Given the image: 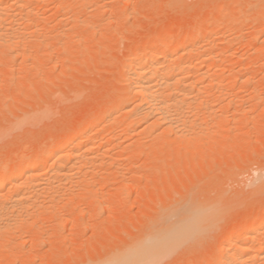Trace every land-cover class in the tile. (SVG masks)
I'll return each mask as SVG.
<instances>
[{"label":"rangeland","instance_id":"rangeland-1","mask_svg":"<svg viewBox=\"0 0 264 264\" xmlns=\"http://www.w3.org/2000/svg\"><path fill=\"white\" fill-rule=\"evenodd\" d=\"M30 1L32 5L28 6L36 16H32L35 27L22 21L20 28L22 31V25H25L24 31L30 28L25 31L31 32V35L26 33L29 42L34 37L38 40L31 42L34 46L29 43L28 47H32L23 53L22 50L0 51V167L17 160L23 162L24 158L26 162L31 157L36 158L49 150L47 144L55 143V146L63 137L76 133L89 118H96L94 114L114 104L123 83L125 62L133 48L151 42L163 31H174L173 40L177 44L185 39L187 31L198 27H202L200 36L212 34L218 27L223 30L225 35L211 40L210 37L211 42L206 43L205 49L219 61L210 62L209 68L214 69L212 76L224 79H214L215 83L205 86L210 90L209 98L215 97V103L212 98L210 103L213 102L211 106H215L211 108L216 110L210 108L215 112L210 114L214 119L207 118L213 125L205 122L215 128L205 127L206 118L202 122L204 129L208 133L211 131L213 136L208 134L209 139L205 138L204 143L193 145L198 148L204 145L202 148L207 153L203 158L199 157L193 143L190 144L193 151L186 154L184 148L189 144L184 146L182 142L184 147L177 146L179 141L168 139L172 134L164 135L168 137L166 143L164 136H158L163 133L159 129L152 130L153 133L143 129V132V122L141 127L137 124L132 127L121 117L110 125L111 128L109 126L108 133H99L100 146L89 152L90 155L100 152L97 154L101 155L93 154L99 158L102 151L108 149L111 158L104 155L105 159L101 157L104 161L99 158L102 162L97 159L94 166L89 164L82 168L86 167V172L91 170V173L88 170L91 177L87 176L88 180L83 179V182L93 183L88 186L97 189L96 195L75 190L77 193L69 197L77 200L80 196L77 206L63 207L62 212L58 208L54 218L44 212L43 221L38 220L39 216L37 222L34 221L39 222L37 227L34 224L32 227L31 221V226L26 224L32 233L25 231L24 224L20 227L25 228L26 235L22 230L17 232L19 228H15V233L13 228L12 236L13 233L21 235L0 237V264L103 263L125 248L132 250L165 214L179 209L182 215L188 199L190 202V198L194 199L192 203L199 207L208 208L214 205L208 204L217 200L221 205L223 198L222 203L226 200L225 205L229 207L219 213L220 217L215 220L208 215L194 218L191 226L181 223L174 243L166 245L168 248H159L152 256L153 264H204L218 250L228 231L237 229L239 223L250 217L264 218V189H258L261 183L258 180L264 176V13L260 12L263 2L27 0L26 3ZM14 8L13 13L18 10ZM196 55L193 56L195 64L199 58L204 61L203 56ZM200 61L197 64H201ZM218 85L222 90L217 89ZM216 89L221 92L217 93ZM43 111L47 112V117L41 116L39 120ZM201 111L202 114L205 110ZM22 121L27 123L19 124ZM217 121L224 127L219 128ZM122 125H129L131 131ZM50 217L53 221L57 217V222ZM261 235L263 238L264 232Z\"/></svg>","mask_w":264,"mask_h":264},{"label":"bare ground","instance_id":"bare-ground-1","mask_svg":"<svg viewBox=\"0 0 264 264\" xmlns=\"http://www.w3.org/2000/svg\"><path fill=\"white\" fill-rule=\"evenodd\" d=\"M38 1H41V0H38ZM26 2L27 0H0V51L7 50L11 52L12 50L14 51L22 50V53H23L25 50H27V48L32 47L31 45L33 44L31 42H34V40L38 38V37L36 38L34 37V40L29 42L30 39H27L26 36L28 33H29L28 35H31L30 34L31 32L27 33L25 31L30 28L29 27H27V29L25 28V31L23 28L25 25H22L23 31L20 28L21 27L20 24L22 23V21H25L28 26L35 27V25L32 26L33 24H35V23L32 24V20H34L32 16L35 13L33 12V9L30 7V5H32L30 4L31 1L29 3H26ZM87 2L90 3L89 0ZM260 3H262L260 12L264 13V0L263 1L260 0ZM28 4L30 5L28 6ZM85 5L87 6V4ZM15 6L16 8L18 7V10H19V11L16 10V12L18 11L17 13L11 12V10ZM77 15L79 16V14ZM33 17H36V16L34 15ZM74 17L73 19L76 22H78L76 19L77 17L75 18ZM71 20L72 19H70L69 22ZM75 21L73 22L74 25L76 23ZM90 22L91 21H89L88 23L90 24ZM262 25L264 26V22ZM75 27L77 26L75 25ZM64 28L66 29V27ZM73 29L75 30L74 27ZM32 31L34 32V30ZM173 32L174 31H168V32L163 31L158 36H156L151 42H148V43L146 42L141 47L133 48L128 59L125 62L126 63L125 68L123 67L125 69L124 73L122 74V79H121V82L123 83H122L121 89L119 90V94L116 97V100H114L115 103L112 104L109 108H105L102 111L99 110L100 112H98L97 114H94L96 118L95 117L91 118V119H95L94 121H92L88 117L89 121L79 126L76 133H74L73 135H67L63 137L61 140L57 141L55 146H53V144L55 143H51L52 142L51 141L50 142L51 144H47V146H49V150L40 153L39 155H37L36 158L35 156L34 158L29 157L30 159L27 160L26 162L25 158L23 157L24 158V160L22 159L23 162H18L19 160H17L16 162L14 161L13 163H10L5 166L1 165L2 167H0V237H5L6 234L11 235L13 228L14 229L19 228L17 229V232L18 230L24 231L23 229L25 228L28 229L29 226L26 227V224L27 223L29 224L30 221H31L30 223L32 224V227L34 225L36 226V224H38L39 222L35 223L34 221H36L38 216L42 218L40 219L38 217L39 218L38 220L43 221V219L46 218L45 213L47 214L49 213L53 217L54 216L53 214L58 208L61 210V208L63 207L65 208L66 206H72V207L77 206V204L80 203V199H79L80 196L77 198V200H75L76 198L72 199L69 197L70 195L74 196L73 193L75 192V190H77L78 193L82 192V194H85L88 192V194L92 193L93 195L92 194L91 195L95 196L96 193L94 195V192H96L97 189L90 188L91 184H93L90 182L91 180L89 181V183H91L90 185L87 183L84 184L83 182L84 181L83 179L88 180L87 178V176L89 175L88 170L89 172L91 171L90 169L87 168L88 170L86 172L85 169L87 165L89 164L91 166H94L97 162V159L98 161L102 162V160L100 159H103V158L105 159L106 157H103V156L109 155V154L107 152L108 149L105 151H102L103 154L102 156L99 157L100 158L99 159L98 156L96 155H101V154H97L100 152H97V153L93 152L92 155H90L91 153L89 152H91L92 149H94L97 145H99V142L101 141V140L99 141V133L101 134L108 133L107 131H109L110 128L112 127L110 125L115 122L117 123L118 119L120 120L121 117L125 123H128L132 127L135 126L136 124L138 125V127H141L140 123L145 122L144 123L145 126H143L144 124L142 123V127H143V128L141 127L142 131L144 129L148 131L150 130L152 132V130L159 129L161 132H163V133H160L162 134V136L160 134L158 135L160 137H163L164 135H168V134L170 136L172 134L174 135L173 137L175 138H173L171 135L169 138L164 136L165 138L163 137V139H165V141L167 138L169 140H171L170 138H172L173 141L174 139H176L174 142L177 143L179 141L180 143L177 146L180 145L182 147L189 144L188 147L184 148L186 149L185 150L186 154H188L187 151L189 150L193 151V147H194L196 151L197 150L199 151L198 153L200 155L199 157L200 158L204 157V154L206 152L205 151L206 149L205 150L203 149L204 145L201 144L200 146L201 148H198L197 146L200 145L199 143H202V142L204 143L203 140H207L209 139V136L211 137L213 135L212 133H210L211 131L208 133L202 125L205 122H208L207 118L209 116L211 118L213 117L211 115H213L212 113L214 111L211 112V109L216 110L214 108H211L215 106V105L211 106V104H213L215 100L214 99L215 97L209 98L210 90H208L209 89L208 87H206L208 89H205V86L209 85L210 83L212 84L215 83L214 79L215 80L218 79L219 81L221 79H224V78H221L222 76L219 78H217V76L215 77V75L212 76L214 73L211 74V71H213L214 69L211 70V68H209L211 66L209 65H212V63L210 64V62L215 61L216 57L210 56L212 55L211 52L209 53L210 55L208 54L209 51L207 52V50L205 49L206 48L205 45L213 37L219 38V36H223L224 31L220 30L218 27L217 31L213 32L212 34L210 33V34H204V36H200L202 33V27H198L193 30H190L189 32L187 31L185 39H183L181 42L179 41L178 43L175 40L177 44H175L173 40L174 38ZM29 43L31 45L28 47ZM185 53H187L189 56L192 54L193 55L191 58H188L189 56L187 57L185 55L187 57L185 58V56L183 55ZM196 53H197L196 55L197 57L198 55H200L199 57H202V56L204 57V59L202 58L204 61L201 59L203 62L200 61V58L199 59L197 58L198 61L201 62V64L203 63V66L205 65L204 67H202L200 63L197 64L198 63L197 60H196L197 63L195 64L194 62L195 57L193 58V56ZM216 61L219 62L217 59ZM193 70H196V72H194ZM233 79L235 78L233 77ZM218 86L219 87L217 89L222 88V86L221 87L220 85ZM205 92H207V94ZM219 92L221 91H218L217 93ZM203 94H205V96L207 97H205ZM211 96H214V95H211ZM201 98H205V99H201ZM211 98L213 102L210 103ZM225 106H226V109H228L227 105ZM203 109L205 110L203 111L205 115H203V113L202 114L200 113L202 112L201 110ZM43 112L44 113H41L40 116L38 115L39 120H41L44 116L47 117V115L45 114L46 111H43ZM200 117L203 120L201 119L200 121ZM239 117H241V115ZM31 118H35V117H31ZM204 118H206V120ZM27 120H31V119L28 118ZM33 120L34 119H32V121ZM209 120L211 121L212 119H209ZM203 121L204 123H202ZM23 123H27V122L22 121V123L20 122L19 124H23ZM19 124L18 126L20 127ZM129 125L128 127L127 125L126 126L122 125V126L130 128V131H131L132 127H129ZM214 125L216 126V122L214 123ZM208 126L210 125L208 124ZM208 126L205 123V127H207V129H208ZM202 127L204 131H206L205 133H203L204 131ZM218 127L221 128L224 126L223 125L221 126V124H219L218 122ZM137 128H134V129H137ZM211 128H215V127H211ZM208 134L210 135L207 137L206 135ZM181 144H183L184 146ZM190 144L192 146L197 145L196 146L197 148L195 146L193 147L190 146ZM192 151H189V153ZM95 153L96 155L94 156L93 154ZM108 158H111V156L109 155ZM27 159H28V156H27ZM84 165H86V167L83 170L82 168ZM260 178L261 177H259V179ZM262 178L258 180V182L261 181V183L259 182L260 188L258 187V189H264V179L262 180ZM95 182L96 181H94V183ZM190 199L193 202L194 199L192 198ZM222 200L223 198L221 199V205L224 204V206H221L219 203L220 200L219 201L217 200L216 202L214 201V203L208 204V205H212V204L214 205L210 207L208 206V208H205V206L199 207V205H197L196 203L190 202L188 199L189 203L185 202L186 206H184L185 207L184 209L187 208V211L183 209L184 211L182 210V213H183L182 215L178 212L179 209L177 211L169 212L165 214L164 216L161 215L162 219L158 220L155 226L153 225L154 227L150 230L148 234L146 233V236L144 234L145 237L143 236L141 240L138 241L139 244L137 242L136 243L137 245H134L133 246L134 248H132V250H127V248H125V250L123 249L121 253L117 254L118 256L112 257L113 255H111V257L109 256V259L108 257L106 258L108 259L107 261H105L106 260L105 259L103 260L105 262L103 263L99 262V264L101 263L102 264H153L155 260H153L154 257L152 256H154L155 252L161 247L165 248L164 246L166 245L168 246V244L174 243L175 238L178 236V230L180 229L179 227L181 226L180 225L181 223H185L191 226L193 224V221H195L194 218H200V217L208 215L215 220V218L220 217L221 215L219 213L221 211H224V209L227 210V207H229L225 205L227 201L224 200L225 203L224 202L222 203ZM78 201L79 203H77ZM188 204L190 207L188 206ZM206 207H207V204H206ZM203 208H205V210H201ZM62 211L63 210H61L60 212ZM253 213L254 211L252 212V214ZM41 214L43 215V217L40 216ZM58 214H62V213H59L58 211ZM52 217H50V219H52L51 221H53V218H54ZM247 217H245L244 219H247ZM34 218L35 220H33ZM256 218L257 219H251L250 217L249 220H245L244 222L239 223V226H237L238 227L237 229L233 228L234 230L228 231V233H226L223 236V239H222L223 241L221 242V244H219L220 246L218 250H216V252L212 255V258L210 260L209 259L208 261L205 260L204 264H264V240H263L264 235H263V238H261L262 235L260 236V233L263 234L264 232V218L263 217L258 218L257 216ZM32 220L34 223L32 222ZM56 220H57V217H56ZM24 224H25L24 226L25 228L20 227V226H23ZM27 229H25V231L32 233L29 230L30 228L28 230ZM13 231L15 232L16 229ZM15 233H13V236L11 235L10 238H13V237L16 238L19 235H21L18 233H17L18 235H16ZM22 234L24 233L22 232ZM26 234L27 232H25L24 235ZM89 264H94V263H89Z\"/></svg>","mask_w":264,"mask_h":264}]
</instances>
